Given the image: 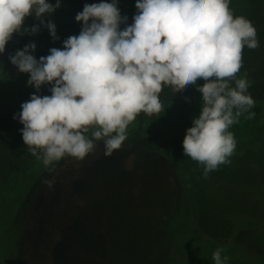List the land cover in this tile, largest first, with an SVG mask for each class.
I'll list each match as a JSON object with an SVG mask.
<instances>
[{"label":"rangeland","instance_id":"rangeland-1","mask_svg":"<svg viewBox=\"0 0 264 264\" xmlns=\"http://www.w3.org/2000/svg\"><path fill=\"white\" fill-rule=\"evenodd\" d=\"M135 3L117 0L116 6L121 16L133 17ZM229 8L246 17L249 4L230 0ZM51 21L59 34L48 54L63 49V40L82 26L74 15ZM33 24L43 27L39 19L28 28ZM28 76L0 73V115L36 91ZM193 87L191 99L144 113L140 131L153 139V149L135 140L136 116L111 155L98 142L82 160L65 156L45 167L36 158L0 182V264H214L217 248L227 264H264V100L255 102L253 116L243 113L230 126L236 140L230 163L205 177L203 165L182 148L202 106ZM202 212L231 218L236 229H254L244 240L208 239L196 226Z\"/></svg>","mask_w":264,"mask_h":264},{"label":"clouds","instance_id":"clouds-1","mask_svg":"<svg viewBox=\"0 0 264 264\" xmlns=\"http://www.w3.org/2000/svg\"><path fill=\"white\" fill-rule=\"evenodd\" d=\"M61 0H0V53L14 32L34 34L39 25L23 27L33 15L56 39L54 23L43 16ZM230 0H136L133 23L117 0L85 3L75 15L82 26L78 35L63 40V49L52 47L39 59L36 45L25 44L10 54L19 72L28 73L27 84L39 91L51 83V95H30L20 112L13 114L23 127L22 140L45 167L62 157L82 160L102 142L111 155L127 136V126L143 112L159 114V93L195 85L202 106L185 131V156L203 165L202 174L230 163L236 140L229 130L255 101L248 92L246 74L237 78L242 49L258 47L256 29L249 19L234 15ZM90 21V22H89ZM198 78L204 80L197 85ZM51 183L50 181H45ZM223 249L212 252L214 264H227Z\"/></svg>","mask_w":264,"mask_h":264},{"label":"trees","instance_id":"trees-1","mask_svg":"<svg viewBox=\"0 0 264 264\" xmlns=\"http://www.w3.org/2000/svg\"><path fill=\"white\" fill-rule=\"evenodd\" d=\"M55 3V0H50ZM249 10L246 18L251 21L256 29V38L258 40V47L250 49L244 46L242 49V64L240 70L236 73L241 76L246 74L249 81L248 92L253 97L254 101L264 100V0H247ZM85 3H94V0H61L60 6L52 13L43 16L47 23L57 17L64 15H76L82 11ZM33 15L25 17L23 27L28 28L31 20H35ZM90 22V21H89ZM76 25L82 24L81 21H75ZM133 23V17H127V20L119 25L122 30L126 26ZM56 37L59 34L58 26L55 25ZM53 40L48 29L43 26L32 34L29 31H22L21 33L14 32L5 44V51L0 53V73L8 72L15 74L19 72L15 65H13L8 57L14 54L17 49H22L25 44L34 42L36 47L30 50L35 58L39 59L41 56L48 55V48ZM196 82L204 83L202 78H198ZM51 83H45L40 86L39 91L34 93L37 95H51ZM195 96V89L193 85H188L185 88L171 89L170 86H163L159 93V99L162 106L177 101H185ZM257 110L253 107L250 110ZM20 105L10 108L6 113L0 115V182H6L19 171L24 170L30 162L36 159L32 153L28 151V147L22 140V133L19 131L23 124L19 119H13V114L20 112ZM249 110V111H250ZM139 121V130L136 133L135 140L144 148L153 149L155 144L149 135H143L140 131L144 113L137 115ZM196 226L199 231L208 239H229L236 237L237 240H244L248 234L254 229L252 226L241 227L236 229V225L231 218L218 216L209 212H202L196 218ZM240 255V254H239ZM238 257L240 258V256ZM244 257V256H243ZM263 261V260H261ZM258 263L257 260H253Z\"/></svg>","mask_w":264,"mask_h":264}]
</instances>
